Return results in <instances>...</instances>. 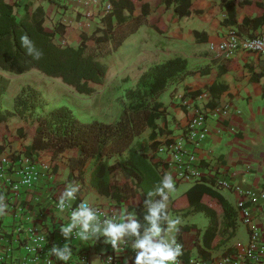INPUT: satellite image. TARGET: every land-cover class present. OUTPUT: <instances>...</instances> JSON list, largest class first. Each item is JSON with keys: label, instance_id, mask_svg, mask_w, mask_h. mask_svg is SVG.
<instances>
[{"label": "crops", "instance_id": "1", "mask_svg": "<svg viewBox=\"0 0 264 264\" xmlns=\"http://www.w3.org/2000/svg\"><path fill=\"white\" fill-rule=\"evenodd\" d=\"M15 1L19 3L18 17L25 14V7L31 12L40 8L44 13L43 25L45 27L52 28L55 22L64 24L65 33L56 34L54 39L62 45L73 46L77 44L78 35L81 32L91 34L95 28L104 27L102 17L105 14L106 3H110V0ZM113 1L117 7H121L119 15L125 17L122 22L116 24L117 18L112 16V25H116V31L127 24H136L139 19L141 22L134 31L124 36L122 42L115 49L100 55L99 58L108 65L101 89L89 95L91 97L83 95L86 97L83 102L80 99L76 101L82 103V106L78 108L87 109L99 120L113 121L120 113L115 114L109 120H104L100 115L101 107L96 108L91 103L92 96L102 95V91L106 90L119 93L126 87L117 90L116 86H120L122 82H126V84L130 82L129 84L133 87L143 70L150 65L163 62L174 56L185 58L187 66L191 70L190 73L181 80L168 84L159 95L158 99L166 106V114L164 119L158 120L162 132H157L155 139L161 143L165 139L177 137L182 133L181 130L191 115V110L182 104L186 99L194 105L205 108L212 107L209 105L211 101L215 106L228 104L229 112L226 118L208 119V134L196 152L203 172L201 178L206 177L205 182L214 183L216 179L223 178L233 183L231 188L218 187L217 189L236 209L233 232L229 234L230 232L225 229L226 226L219 215L217 229L226 239L218 246L207 250L213 259H219L241 250L248 242L249 232L247 224L243 222L237 210L240 194L235 187L246 190L264 186V58L253 52L238 50L227 60L216 50H211L209 44L218 42L230 28H241L243 32H250L252 29L241 26L239 23L242 22L245 14H256V8L249 5H237L236 24L224 25L222 20L226 17L227 11L220 5V0H191L192 11L183 16L174 13L172 0ZM254 31L264 33V25ZM98 34L100 35L101 31ZM110 46L109 41L106 48H110ZM115 55L120 58L118 64H116ZM111 68L116 70L114 74H110ZM32 70L41 73L34 68ZM28 71L11 73L0 69V73L10 79V84L13 77L23 76ZM42 75L45 76V74ZM23 83L20 84L24 85ZM26 83L33 84L38 89L41 86L32 82ZM21 85L18 84V86ZM192 91L198 93L194 96L190 93ZM5 92L1 108L11 109L13 101L4 102ZM118 98L124 101L125 91L119 93ZM25 125L24 117L12 115L8 118L5 126H0L2 151L10 149L23 153L25 147L32 141L30 135L20 136L18 134L17 129ZM149 132V128L144 129L138 138L151 142L148 139ZM71 151V148H66L54 158H52V151L38 155L37 160L41 163L51 164L53 161L55 170H52L50 177L42 176L34 190L20 193L19 202L25 207V214L21 221L23 230H41L47 232L54 242L68 244L72 251L70 258L72 261L77 255L84 253L89 264L88 254L92 252L91 250L97 254L99 260L103 253L115 250L119 255L118 264H124L125 260H127V264H133L134 256L131 243L134 238L126 237L123 248L113 249L110 243H105L103 235L98 237L89 235L87 240L80 238L65 240L61 235L60 228L70 223L71 212L52 209L50 196L59 199L69 184L79 185V191L75 194L76 198L69 201L71 204L76 205L80 200H84L91 206L99 205L105 210L113 212L117 218L116 222H120L119 217L122 213L134 214L136 218L142 213V210H146L140 192L120 199L118 203L113 198L99 193L91 182L94 159L88 157L81 163L76 157H70ZM147 154L156 164L161 179H163L166 173L162 165V158L165 155L151 147ZM112 179L117 180L120 184L124 178L117 171L112 175ZM181 181L191 182V186L194 180ZM179 182H175V188ZM175 196L169 194L168 215L172 219L180 218L181 224L178 227L190 226L181 232V244L184 252L189 253V258L198 256L195 241L198 239L201 243L202 233L209 224V217L204 211L191 206H183L182 209L177 210L172 209L171 203ZM137 205L143 206L140 211L135 209ZM5 211V215H0V249L14 229L11 207L8 206ZM250 211L254 213L255 208L251 206ZM201 216L207 218L205 223L200 221ZM239 221L243 223L246 232L243 242L233 240ZM145 222L143 216L140 223L144 224ZM146 227L148 226H143L141 232ZM171 236H174L176 240V232L171 233ZM185 262L182 260L179 261V264H185Z\"/></svg>", "mask_w": 264, "mask_h": 264}, {"label": "trees", "instance_id": "2", "mask_svg": "<svg viewBox=\"0 0 264 264\" xmlns=\"http://www.w3.org/2000/svg\"><path fill=\"white\" fill-rule=\"evenodd\" d=\"M172 2L174 13L178 16L188 15L192 11L191 0ZM110 5V10L102 17L104 27L95 28L91 34L81 32L77 44L73 46L55 41L56 34L65 33V26L55 22L52 28L45 27L44 13L40 8L31 12L25 7V14L18 17L17 1L0 0V69L23 73L34 68L47 76L58 77L72 85L76 91L90 94L96 86L102 84L107 71L108 65L99 58L100 55L115 49L124 36L134 31L141 22L139 19L136 24H127L116 31V25H112V16L117 18L116 24L122 22L125 17L119 15L121 7H117L113 0H110ZM220 5L227 11L222 20L224 25L236 24L237 5L255 7L257 13L245 14L239 23L252 30H234L244 35H264L263 32L254 31L264 25V0H220ZM25 34L34 49L42 53L39 59H34L21 45L20 37ZM109 41L111 46L106 48ZM89 42L95 46L90 47ZM190 71L186 59L181 56L150 65L143 70L133 87L125 89L126 101L122 111L113 121L97 118L81 120L65 104L46 109L48 102L42 92L31 84L21 85L15 92L11 109L1 108L10 79L0 73V126H5L12 115L24 117L26 125L17 129L18 134L32 137L31 143L23 151L25 155L36 160L38 155L52 151L54 158L66 148H71L70 157H76L81 163L88 157L94 159L91 182L99 193L113 198L116 203L137 192H140L145 200L147 193L154 190L162 180L156 164L147 154L150 147L157 149L160 144L155 137L157 132H162L158 120L165 118L166 106L158 99L159 95L168 84L181 80ZM190 93L195 96L198 92ZM209 105L215 106L213 101L209 102ZM37 109L39 113H36ZM146 128L150 129L148 139L151 142L138 138ZM2 147L0 145V151ZM50 165L54 171L55 163L52 161ZM117 171L124 178L120 184L112 179V175ZM205 179L206 177L194 180L184 194L172 201L171 208L177 210L183 206H191L208 215L209 224L202 233L201 243L196 239L195 247L198 256L210 259L207 249L218 246L226 239L217 229L219 215L226 226L225 229L231 234L235 225L236 209L218 191L220 186L216 182L207 183ZM153 199L158 200L160 197L155 196ZM142 207L137 205L135 209L140 211ZM146 214L147 210H142L135 219L140 223V219ZM140 225L141 230L143 226H148L147 222ZM188 228V225L179 227L176 241L181 242L180 234ZM188 255L189 253L183 252L181 259L187 262Z\"/></svg>", "mask_w": 264, "mask_h": 264}, {"label": "built area", "instance_id": "3", "mask_svg": "<svg viewBox=\"0 0 264 264\" xmlns=\"http://www.w3.org/2000/svg\"><path fill=\"white\" fill-rule=\"evenodd\" d=\"M110 8V3H106L105 12ZM209 47L225 58L233 56L238 50L253 52L264 58V35L239 34L230 28L218 42H211ZM182 104L191 110V115L181 130L182 133L177 137L165 139L156 149L157 152L165 155L162 158L164 171L166 174H171L175 182L196 180L202 177V167L196 149L202 145L208 134V119L226 118L229 112L227 103L205 108L194 105L186 99ZM51 173L52 167L48 163H41L24 153L10 149L0 151V195L4 197V203L11 207L14 217L13 233L0 249V264H88L87 256L84 253L77 255L73 261L57 259L50 250L53 245L63 247L64 243L54 242L47 232L41 230H23L21 221L25 214V207L19 202L20 193L34 190L42 176L50 177ZM216 183L224 188L233 187L232 182L223 178L216 179ZM235 189L240 194L237 210L248 227L247 244L241 250L219 259L211 257L203 259L195 255L190 257L185 264H264V186L246 190H241L238 187ZM58 202L59 199L50 196L52 209L60 210L57 207ZM82 202L87 203L80 200L78 204L73 205L66 201L64 210L72 212ZM247 202L250 204L247 205ZM89 206L96 211L101 222L106 218H115L117 221L113 212L105 210L99 205ZM251 206L255 208L254 213L250 211ZM78 231L79 229H74L69 238H79L76 235ZM176 242L181 244L179 241ZM123 243H120L117 248H123ZM132 254L135 257L134 250ZM100 260L102 264H118L119 255L115 250L107 251L100 256ZM178 260L182 261L181 256L178 257Z\"/></svg>", "mask_w": 264, "mask_h": 264}, {"label": "clouds", "instance_id": "4", "mask_svg": "<svg viewBox=\"0 0 264 264\" xmlns=\"http://www.w3.org/2000/svg\"><path fill=\"white\" fill-rule=\"evenodd\" d=\"M21 45L27 49L29 55L39 59L42 53L36 51L28 36L20 37ZM79 191L78 184H69L59 197L57 207L63 211L66 201L74 200ZM175 192V182L171 174H166L160 183L147 193L144 206L147 214L144 220L148 227L141 232V225L135 219L134 214L122 213L120 222L115 218H106L100 221L96 211L87 203L82 202L71 212L70 223L61 226L60 233L67 240L74 229H79L76 235L81 240L89 239V235L105 237V243H110L113 249L125 241V238H134L131 248L135 251L133 264H179L178 257L183 254L182 245L177 243L170 233L178 232L181 224L179 217L172 219L167 212L169 194ZM159 196L156 200L153 197ZM8 205L4 203V197L0 195V215L6 214ZM166 224V227L164 226ZM51 253L61 261L71 258V248L65 244L63 247L53 245ZM124 264H127L125 260Z\"/></svg>", "mask_w": 264, "mask_h": 264}, {"label": "rangeland", "instance_id": "5", "mask_svg": "<svg viewBox=\"0 0 264 264\" xmlns=\"http://www.w3.org/2000/svg\"><path fill=\"white\" fill-rule=\"evenodd\" d=\"M89 44H90V47L95 46L91 42H89ZM98 48H101V46H98ZM115 57H116V64H118V62L120 61V58L117 55H115ZM115 71L116 70L113 68L109 70L110 74H114ZM42 74L31 69L23 76L13 77V81L11 82V84L9 85L8 89L5 92L4 102L8 103V102L13 101V96H12L13 92L15 90L17 91L20 88L18 84L21 85L20 84L21 82H24L23 84H27L26 82H32V83H37L38 85H41L39 87V90L42 92V95L48 102L46 104V109L53 107V106L65 104L69 106L74 112V114L81 120H90V119L95 118L93 116L94 114L90 113V111H88L87 109H79L78 107L82 106V103L81 101L80 102H76V101L80 99L83 102V100H85L86 98L83 95L89 96L93 93H96L98 90L101 89V85L96 86L95 90H93L90 94H83L82 92L76 91L72 85H69L61 81L58 77L47 76V75H45L47 76L45 77ZM129 83L126 84V82H122L120 83L121 85L116 86V88L117 90H120L121 88H124V87L126 88L131 87L132 85ZM123 91L125 90H122L119 93H122ZM119 93L106 90V91H102L101 93L102 95L96 94L95 96H92L91 103L95 105L96 108H98L99 106L101 107L102 111L100 115L104 120H109L112 116H114L117 113L119 114L122 111L123 104L125 103L126 98L124 101H122V99L118 98ZM37 111L38 113L40 112L39 109H37ZM190 184L191 182H188V181H180L177 188H175V192L170 193V194L173 196L182 195L185 193L187 189L186 187H189ZM176 196L174 197V199L178 197ZM200 221H203V223H205L207 221V218L204 216L203 217L201 216ZM238 223L239 224L237 226L233 240L243 242L246 238L245 227L241 221H239ZM169 235L171 236V233ZM91 251L92 252H89L88 254L89 264H101L99 258L97 257V254L93 250Z\"/></svg>", "mask_w": 264, "mask_h": 264}]
</instances>
